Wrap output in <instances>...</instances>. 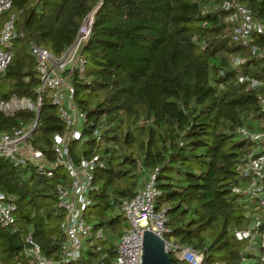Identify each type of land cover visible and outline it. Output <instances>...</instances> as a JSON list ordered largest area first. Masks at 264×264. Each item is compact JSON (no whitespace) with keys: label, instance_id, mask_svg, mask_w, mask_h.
Segmentation results:
<instances>
[{"label":"trees","instance_id":"16d2710c","mask_svg":"<svg viewBox=\"0 0 264 264\" xmlns=\"http://www.w3.org/2000/svg\"><path fill=\"white\" fill-rule=\"evenodd\" d=\"M238 1L264 22V0ZM215 3L15 0L3 14L2 19L16 15V35L11 59L0 74L6 87L0 95L34 99L39 77L29 45L60 55L96 8L80 50L85 70L72 80L73 99L86 122L82 139L71 141L68 150L74 163L95 153L104 165L93 172L94 189L83 212L92 230L80 259L65 263L60 229L64 215L55 206V189L69 181L67 173L57 166L52 177H39L30 167L15 168L0 157V191L15 198L18 226L11 232L0 224L2 264H33L24 254L29 233L54 264H97L103 255V264H108L128 227L119 206L135 195L140 180L154 168L160 190L155 209L165 210L170 229L166 240L190 246L209 263L262 264L264 207L256 199L246 202L233 188L247 184L237 164L254 149L238 130L264 131L257 100L264 95V55L259 53L264 35H254L246 45L236 42L226 11L212 9ZM251 80L259 85L251 86ZM35 117L30 111L13 117L0 112V131L31 123ZM64 131L56 106L43 96L28 140L53 162V136ZM256 216L260 235L249 249V240L236 239L234 232L250 228ZM98 229L103 231L101 238H95ZM170 261L182 263L173 255Z\"/></svg>","mask_w":264,"mask_h":264},{"label":"built area","instance_id":"2783aa9c","mask_svg":"<svg viewBox=\"0 0 264 264\" xmlns=\"http://www.w3.org/2000/svg\"><path fill=\"white\" fill-rule=\"evenodd\" d=\"M14 1L0 0V74L11 59V44L16 35V15L11 13L5 19H2V16ZM215 2L212 9L226 11L225 21L236 42L246 45L252 42L254 35H264V22L253 18L250 9L238 0H215ZM94 11L83 19L74 41L60 55H55L42 46L29 45L39 77L34 99L15 94H10L8 97L0 95V112L5 116L13 117L22 111H30L36 115L31 123L0 131V157L8 159L15 168L30 167L39 177H52L57 166H61L69 177L67 183L59 184L55 189V206L64 215L60 229L64 235L61 260L65 263L80 259L83 242L92 230V225L86 221L83 212L90 204L88 194L94 189L93 172L104 165V160L95 153L88 157L80 156L77 163H74L68 150L71 141L82 139V129L86 122L84 113L76 107L73 99L72 80L75 76L81 77L85 70L86 60L80 50L90 34ZM252 50L254 51L255 48ZM259 53L264 55V50ZM238 62L240 61L235 60V63ZM255 85H259V81L251 80V86ZM45 95L50 103L56 106L58 116L65 125L62 134L53 136L52 150L55 156L53 162H48L44 153L28 140L36 127L38 121L36 118ZM257 100L264 114V95L259 94ZM238 132L241 138L254 144V149L245 154L237 164L238 174L248 182L245 186L234 187L233 192L242 195L248 203L256 199V202L264 207V131L250 132L241 128ZM94 135L97 141L101 140L98 129L94 131ZM156 177L157 169L154 168L146 174L135 195L120 204L119 212L126 219L128 227L118 238L116 256L108 264H140L142 233L145 229L162 238L165 251L170 256H175L182 264H225L219 261L206 262L202 254L190 246L165 239L170 229L165 224V210L155 209V200L160 195V190L156 186ZM15 211V198L0 191V224L8 227L11 232L18 231ZM259 224L260 218L256 216L250 228L234 232L235 238L249 240L248 248L251 249L256 237L260 235ZM101 237L103 231L98 229L95 238ZM24 241V254L33 264H54L41 253L39 244L33 240L30 233L26 235ZM99 248L97 246V249ZM103 258L104 255L100 256L97 264H103Z\"/></svg>","mask_w":264,"mask_h":264},{"label":"water","instance_id":"95a60500","mask_svg":"<svg viewBox=\"0 0 264 264\" xmlns=\"http://www.w3.org/2000/svg\"><path fill=\"white\" fill-rule=\"evenodd\" d=\"M94 10H96V8ZM36 119H38V117ZM261 247L263 250L262 264H264V232L262 235ZM141 248L140 264H172L170 255L164 249L163 239L148 229L143 230Z\"/></svg>","mask_w":264,"mask_h":264},{"label":"rangeland","instance_id":"374dc122","mask_svg":"<svg viewBox=\"0 0 264 264\" xmlns=\"http://www.w3.org/2000/svg\"><path fill=\"white\" fill-rule=\"evenodd\" d=\"M5 13H6V12H5ZM6 18H7V17H6ZM0 90H1V91H5V90H6V87H5V85H4L2 82H0ZM143 181H144V178H142V179L140 180L139 185H141ZM263 193H264V192H263Z\"/></svg>","mask_w":264,"mask_h":264}]
</instances>
